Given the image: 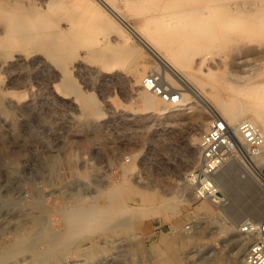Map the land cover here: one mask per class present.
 Returning <instances> with one entry per match:
<instances>
[{
  "label": "rangeland",
  "instance_id": "obj_1",
  "mask_svg": "<svg viewBox=\"0 0 264 264\" xmlns=\"http://www.w3.org/2000/svg\"><path fill=\"white\" fill-rule=\"evenodd\" d=\"M242 1L251 0H223L219 2L220 9L223 11ZM179 2L206 6V12L211 9L209 6L215 5L214 0ZM123 3L125 6V0ZM127 9L123 10L127 15L125 20L136 26L143 13L135 15ZM233 36H236L233 43L216 44L210 49L215 54L214 74L204 82L225 100L237 97L249 102L252 99L241 97L228 86L264 81V36L249 38L237 33ZM134 47L138 59L127 67L130 78L135 80L126 88L111 85L101 92L88 85L75 69H68L67 74L79 84L81 91L93 93L100 104L104 116L99 127L74 126L71 118L79 113L60 107L57 102L50 124L38 112L17 111L2 93L6 81H0V143L3 142L0 144V253L1 247L7 248L8 244L4 243L19 241L16 237L27 231L33 235L27 236L28 232L23 235L26 242L37 241L28 244L21 254L17 253L19 258L9 244L10 250L7 248L5 254L3 251L0 254L6 258L4 264H25L27 261L23 260L30 259L34 252L28 253L32 250L35 255L41 253L37 261L43 264L40 262L47 258L49 242H55L59 232L67 230L65 213L82 207L89 209V205L96 203L110 208L114 202L106 192L112 187L119 189L125 206L142 224L136 221L134 228L117 225L125 220L126 212L116 217L115 226L106 229L102 228L104 220L93 222L88 234L77 236V244L71 241L51 263L96 264L100 260L99 264H239L238 246L250 237L242 228L247 224L259 225L264 219V187L258 180L257 170L245 160L230 158L217 176L225 195L224 203L196 200L187 176L200 163L191 162L190 152L210 129L199 134L198 120L203 116L209 122L212 116L201 106L194 110L179 106L177 109L181 110L166 115L145 110L142 92L153 95L143 87L147 75H158L175 89L177 86L158 71L157 58L139 42ZM240 61H249L245 67L248 72L238 75L249 76L250 80H238L231 75V64ZM157 99L163 106H169ZM112 110L117 111V117H110ZM126 116L137 119L126 121ZM63 120L69 121V126H64ZM259 167L264 169V161ZM113 199L117 202V198ZM173 199L179 200L177 210L168 205ZM196 222L205 228H198L192 237H185L191 235ZM39 240L45 243L38 248ZM168 240L174 245L171 254L165 243ZM7 254L14 255L9 258Z\"/></svg>",
  "mask_w": 264,
  "mask_h": 264
},
{
  "label": "bare ground",
  "instance_id": "obj_2",
  "mask_svg": "<svg viewBox=\"0 0 264 264\" xmlns=\"http://www.w3.org/2000/svg\"><path fill=\"white\" fill-rule=\"evenodd\" d=\"M123 1L0 0V81H6L2 93L9 99L10 106L22 113L38 112L43 121L50 124L55 109L53 106L57 102L60 107L70 108L79 113L71 118L70 123L74 126L99 127L104 116L100 104L95 100L93 93L87 94L81 91L79 84L67 74L68 69L69 67L75 69L88 85L100 89L101 92L111 85L126 88L129 82L135 80L130 78L127 64L130 62L134 64L138 59L134 43L139 42L145 50L157 58L158 71L177 86V89L179 87L183 90L182 107L187 106V110H194L201 106L206 108L204 112L212 116L209 122H205V118L201 115V120L197 119L199 134L203 135L211 127L214 118L221 116L226 119L237 142L240 140L238 125L243 121V117H246L244 120L250 119L257 123L264 135V81L251 82L248 85L245 82L246 86L233 83L228 86L236 90L241 97L252 99L249 102L237 97L225 100L227 98L224 99L220 94L210 90L211 88L204 82L205 78L214 74L215 54L210 51L213 46L233 43L236 39L233 33L249 38L264 36V0L242 1L235 6L229 5L223 11L219 3L223 0H214L215 5L209 6L211 9H207L209 10L207 12L206 6L187 5L179 0H125V6L130 12L134 11L135 15L140 16L143 13L142 19L136 26L125 20L127 15L123 11L124 8L126 9ZM248 62L232 63L231 75L233 74L238 80H250L249 76L238 75L241 72L246 73L244 71L248 72L245 68ZM54 64L57 66L55 67ZM126 91L128 92V89ZM142 101L143 107L150 113L166 115L181 110L175 106H163L157 97L145 92H142ZM110 113L111 118L118 116L117 111L112 110ZM135 119L137 118L127 117L126 121ZM61 123L69 126V121L63 120ZM199 140L200 142L195 144V150L190 152L191 162L194 164L201 162L200 158L206 146L205 135ZM262 161H264V153L257 158L248 157L247 164H252L258 174L261 172L259 165ZM218 186L223 192L219 183ZM106 195L112 200L109 201L117 204L113 203L110 204V208H104L96 203L89 205V209L82 207L65 213L67 230L59 232L60 235L55 242H49L46 248L47 258L40 259V263L50 264L67 244L71 241L75 242L77 236L87 233L93 222L104 220L102 228L106 229L118 222L116 220L118 215L126 212L125 220L122 219L123 221L118 222L117 225L134 228L136 221L142 224L141 220L134 217L131 209L125 206V198L118 188H110ZM114 197L117 198V202ZM168 205L177 210L179 200L173 199ZM203 211H207L206 207ZM198 228L205 227L201 222H196L191 228L193 230L192 233L190 232L191 235L187 234L185 237H192ZM14 230L18 233L17 229ZM40 232L45 236L48 235L43 231ZM23 235L16 237L20 238L19 241H15L14 238L12 243H4V245H13L9 248H14L15 255L21 254V251L28 247L29 243ZM29 235L33 234L29 233L27 236ZM257 237L255 231L246 238L247 240L239 244V264H248V255ZM45 240L42 243L39 240L41 244L38 248L45 243ZM75 243L77 244V241ZM165 243L168 254H171L174 251L172 241L168 240ZM32 247L30 246L31 250ZM7 248L1 247L3 253ZM33 252L35 253L34 250L29 253L27 251L29 255ZM34 253L30 259H25L23 262L38 264L37 255L41 257V253H36L37 255ZM5 259L0 257V264H4ZM99 261H96V264H99Z\"/></svg>",
  "mask_w": 264,
  "mask_h": 264
},
{
  "label": "built area",
  "instance_id": "obj_3",
  "mask_svg": "<svg viewBox=\"0 0 264 264\" xmlns=\"http://www.w3.org/2000/svg\"><path fill=\"white\" fill-rule=\"evenodd\" d=\"M143 87L170 106H182V90L165 83L158 75H147L143 80ZM238 132L239 142L234 138L225 118H214L205 135L206 146L200 165L188 176L192 195L196 200L213 201L217 205L224 203L225 195L218 186L217 176L228 160L236 158L248 161V157L257 158L264 153V135L257 123L250 119L243 120L238 125ZM258 180L264 187V169L258 173ZM255 231L258 237L250 249L248 264H264V219L258 226L247 224L242 228V232L247 234Z\"/></svg>",
  "mask_w": 264,
  "mask_h": 264
}]
</instances>
